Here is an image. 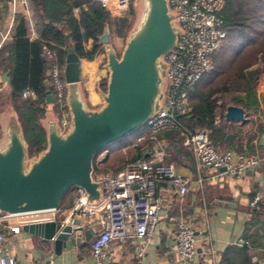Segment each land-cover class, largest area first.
I'll use <instances>...</instances> for the list:
<instances>
[{
    "label": "crops",
    "instance_id": "0c3cea01",
    "mask_svg": "<svg viewBox=\"0 0 264 264\" xmlns=\"http://www.w3.org/2000/svg\"><path fill=\"white\" fill-rule=\"evenodd\" d=\"M133 1H131L129 9H132L135 19L136 12ZM128 10L122 15L127 14ZM74 13L77 15L76 11ZM110 14L113 17L121 16L115 15V13ZM21 21L28 42L23 49L19 50L20 56L25 60V66L20 71L21 73L17 72V74L19 76L21 74L23 81L28 82L36 72L32 62L35 49L31 43L39 39L41 21L36 10L34 11L30 6H24L21 3L13 4L11 0L0 1V144L5 143L3 128L5 117L17 118L26 143L24 117L28 120V115L35 113L30 105V102L33 101L27 100L26 102L22 99L20 100L22 106L16 108L11 97L10 73L13 63H10V57L13 56L11 54H14L16 27ZM108 33L111 37V33ZM125 38L126 36H124V40ZM93 42V39H89L85 43V48L91 50ZM100 46L103 52H99L92 60L78 56L80 67L78 87L86 107L90 110L102 106L100 92L105 91L102 89L103 81L106 80L107 83L108 70L105 67L104 45ZM70 47H72L71 44ZM62 70L64 72V67ZM44 84L47 85L48 81L45 80ZM258 92H264V85L259 87ZM51 98V93L48 91L45 100L39 104V107L43 109V114L36 119L45 131V138L48 121L55 122L61 128L63 120L67 117L54 101L50 102ZM246 119L247 122L242 125L240 122H228L221 117V114H218L217 125L224 128L221 134L222 139L216 143L218 149H231L248 155H260L264 151V146L259 144L260 139L264 137V99H259L258 110L250 116L247 114ZM229 138L232 141L225 144L224 141ZM162 140L164 142V160L168 159L181 175L193 179L204 178V184L202 187L194 186L182 199H179L167 183H161L156 192V195L161 199V207L152 237L148 241L131 237L123 242L111 243L110 247L114 253L112 264H182L176 257L173 237L175 220L179 217L189 220L195 230L196 256L191 264H218L221 253L227 246L242 241L249 242V254L253 263L264 264V229L257 219H254L253 206L251 205V201L256 195L260 197V202L264 203V160L247 169L241 176L232 178L219 171L215 172L201 167L193 150L185 147L181 142L165 137H162ZM238 146L242 148L241 151L235 149ZM109 150H104L107 154L102 153L104 151L101 152L102 156L106 155L103 159L100 157L97 164L101 165L106 162ZM120 170L111 173L116 174ZM98 177L96 176V178ZM77 198L78 193L60 204L57 209L58 217L70 218ZM219 201L231 202L236 206L234 208L226 207L219 204ZM261 215L264 216V214ZM262 216L260 219H264ZM100 217V213L91 215L85 221L86 226H81V228L83 230H99L100 227L96 223ZM0 232L6 234L8 253L15 258L17 264H94L90 250L92 237L90 240L82 237L79 245L72 246L70 249L64 248L60 254L56 255L51 240L43 239L23 230L18 234L9 233L6 231L4 223H0ZM135 243H140L144 248V255L140 263L134 260Z\"/></svg>",
    "mask_w": 264,
    "mask_h": 264
},
{
    "label": "water",
    "instance_id": "95a60500",
    "mask_svg": "<svg viewBox=\"0 0 264 264\" xmlns=\"http://www.w3.org/2000/svg\"><path fill=\"white\" fill-rule=\"evenodd\" d=\"M133 7L136 17L120 57L107 31L98 37V43L104 45L105 67L109 72L106 90L100 92L102 106L94 110L86 107L78 87L79 57L69 47L63 72L69 123L59 128L55 122L48 121L45 148L29 156L17 118H4L0 212L15 215L58 209L72 187L84 191L87 205L100 202L103 190L92 176L93 160L143 127L158 112L166 92L165 56L173 50L182 32L173 21L168 0H134ZM224 118L242 125L247 122L244 109L237 105L227 106ZM259 144L264 146V137ZM218 203L236 206L231 202ZM22 230L51 240L56 255L64 248L79 245L82 237L90 240L94 234L93 230H83L79 219L66 221L64 216L52 222L25 225Z\"/></svg>",
    "mask_w": 264,
    "mask_h": 264
},
{
    "label": "built area",
    "instance_id": "2783aa9c",
    "mask_svg": "<svg viewBox=\"0 0 264 264\" xmlns=\"http://www.w3.org/2000/svg\"><path fill=\"white\" fill-rule=\"evenodd\" d=\"M99 5L117 15L125 13L132 0H95ZM13 4L26 6V0H11ZM174 13L173 21L181 28L173 50L165 56L167 64L166 92L163 103L144 127L146 133L139 135L131 144L138 148L141 156L128 162L117 172L102 173L95 178L101 183L102 198L96 204L85 203V193L78 188L70 218L80 220V226L91 215L99 214V230L94 231L90 243L94 264H112L114 253L111 243L123 242L128 238L148 241L153 235L158 222L161 199L156 195L161 183H167L174 195L182 199L194 186L202 187L204 178L193 179L176 171L172 163L164 160V142L161 135L169 130H177L183 138V144L191 148L199 165L203 168L221 172L229 177H239L247 169L264 160V151L260 155H248L231 149H218L209 137L208 131L198 129L191 134L181 131L179 116L189 109V96L195 84L211 68L212 54L217 51L225 38L219 16L224 0H168ZM42 54L47 59L48 82L51 96L56 106L67 116L63 124L69 123L67 108V83L62 76L63 70L56 62V51L48 44L42 45ZM24 99L36 100L38 94L33 89L21 92ZM224 171H220V169ZM260 201L255 196L251 205ZM58 210H45L21 214L0 212V223L6 231L18 234L25 225L56 221ZM174 250L178 261L191 264L196 256V237L193 224L184 217L175 220ZM144 248L140 243L134 244V260L140 263ZM0 264H17L8 253L6 234L0 232Z\"/></svg>",
    "mask_w": 264,
    "mask_h": 264
},
{
    "label": "trees",
    "instance_id": "16d2710c",
    "mask_svg": "<svg viewBox=\"0 0 264 264\" xmlns=\"http://www.w3.org/2000/svg\"><path fill=\"white\" fill-rule=\"evenodd\" d=\"M26 5L36 10L41 21L39 39L31 43L35 49L32 62L36 72L28 82L23 81L21 74L20 76L17 74L25 66V60L20 56L19 50L23 49L28 42L21 21L16 27L14 54L10 57V63H13L10 73L11 97L16 108L20 107L22 99L26 102L27 100L33 101L30 105L35 113L34 115L29 114L28 120L24 117V137L29 156H34L46 146L45 131L36 121L43 114V109L39 107V104L45 100L47 92L52 91L49 82L47 85L44 84L45 80L48 81L46 72L49 63L42 54V45L48 44L55 49L56 62L60 69L65 66L67 49L70 44L79 57L92 60L99 52H103L98 44V37L105 31L110 33L114 31L118 38L123 37V31L127 28L128 17L132 10L130 9L125 15L113 17L95 0H26ZM219 16L226 31L225 38L219 49L212 54L211 68L191 91L188 111L179 116L181 131L191 134L198 129H205L216 147L217 141L222 139L221 134L224 130L222 126L217 125V110L220 108L218 95L243 92L244 95L236 99L246 115L248 114L247 109L254 112L258 110L259 98L255 94L253 85L260 71L254 66L261 63L264 71V0H224ZM89 39L94 41L91 50L85 48V43ZM27 88L37 92L36 100L22 98L21 92ZM102 89H106V80L102 83ZM229 105L237 104H227L224 110ZM221 117L224 118V113H221ZM144 130L146 129L143 126L118 142L131 144ZM162 137L184 145L183 138L177 130L166 131L161 135ZM230 139L224 143H230L232 141ZM116 143L112 144L109 149H112ZM235 149L242 150L239 146ZM140 156L141 153H138L129 162ZM95 158L93 170H95ZM166 162L169 160L167 159ZM71 191H76L77 194L78 188H70L66 195ZM252 213L254 219H257L264 229V219H260L261 214H264V203L259 201L252 207ZM218 264H254L249 254V242L242 241L227 246L221 253Z\"/></svg>",
    "mask_w": 264,
    "mask_h": 264
},
{
    "label": "rangeland",
    "instance_id": "374dc122",
    "mask_svg": "<svg viewBox=\"0 0 264 264\" xmlns=\"http://www.w3.org/2000/svg\"><path fill=\"white\" fill-rule=\"evenodd\" d=\"M129 11H130V9L128 10V12ZM133 19H134V13L132 12L129 15V17H128L127 28H125V30L123 31V37L122 38H118L115 35V32L114 31H111V37H112L111 44L114 47V49L116 50V54H117L118 57L121 56L122 51L124 49V46H125L124 36H126L128 30L132 26V23L134 21ZM254 67L255 68H258V70L260 72H259V74L257 76V80L255 81V83L253 85V88H254L255 94H257L258 98L259 99H264V92H258L259 87H261V86L263 87V85H264V71L262 69V64L261 63H258ZM108 76H109V72H107V79H108ZM243 95H244L243 92H230V93L223 94L221 96L218 95V97L220 99L218 101V104H219L220 108L217 110V113L218 114L225 113L224 106L227 105V104H237L238 106H240L239 103L237 102V99L236 98L242 97ZM216 97H217V94H216ZM247 111H248V116L252 115L253 112H254L253 110L250 111L249 109H247ZM144 131L140 132L139 135L146 133V130H144ZM131 144H128V143L125 144V142H123V143L122 142L121 143L120 142L116 143L112 147V149L109 150V153H108L109 156H108L106 162L103 163V164H101V165L100 164H97V163H99L100 157H102V159H103L104 155H106L107 153L105 151L102 152V153H106V154H103V156H102V153H99L96 156L95 162H94V168H95V170H93V172H92L93 178L95 179L96 176H101L102 173L104 174V173H111L113 171L114 172L115 171H118L126 163H128L130 160L134 159V157L139 153V149L138 148L131 147ZM28 162H27V164H29ZM75 194H76V191L69 192L63 198L61 204L63 202H65L68 198H70L71 196H73Z\"/></svg>",
    "mask_w": 264,
    "mask_h": 264
}]
</instances>
